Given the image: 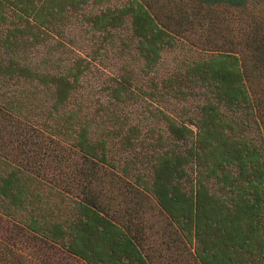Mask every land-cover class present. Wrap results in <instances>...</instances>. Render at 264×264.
<instances>
[{
    "label": "trees",
    "instance_id": "obj_1",
    "mask_svg": "<svg viewBox=\"0 0 264 264\" xmlns=\"http://www.w3.org/2000/svg\"><path fill=\"white\" fill-rule=\"evenodd\" d=\"M0 264H264V0H0Z\"/></svg>",
    "mask_w": 264,
    "mask_h": 264
},
{
    "label": "rangeland",
    "instance_id": "obj_2",
    "mask_svg": "<svg viewBox=\"0 0 264 264\" xmlns=\"http://www.w3.org/2000/svg\"><path fill=\"white\" fill-rule=\"evenodd\" d=\"M92 10L98 11V8L93 7ZM199 49L203 50L202 48H199ZM204 52L209 53L210 51L205 50ZM199 56L200 54L198 50L194 49L190 52H187L186 50L179 48L177 51L167 54L166 59H167V62L169 63V66L174 67L176 63L181 60L195 59V58H198ZM113 61H115V66H105L104 67L103 65H98L100 70L103 71V73L101 74L100 77L99 76L92 77L91 81L95 89H98L101 86V84L107 79L108 75L116 73L117 67H119L121 64L124 63L123 59H119V60L113 59ZM161 74L164 75L166 73L162 72Z\"/></svg>",
    "mask_w": 264,
    "mask_h": 264
}]
</instances>
